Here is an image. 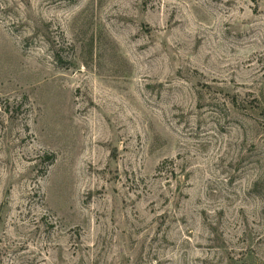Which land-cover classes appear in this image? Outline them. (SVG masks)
Wrapping results in <instances>:
<instances>
[{
    "label": "rangeland",
    "instance_id": "obj_1",
    "mask_svg": "<svg viewBox=\"0 0 264 264\" xmlns=\"http://www.w3.org/2000/svg\"><path fill=\"white\" fill-rule=\"evenodd\" d=\"M0 264H264V0H0Z\"/></svg>",
    "mask_w": 264,
    "mask_h": 264
}]
</instances>
